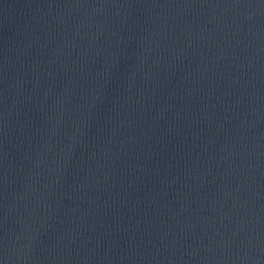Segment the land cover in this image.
<instances>
[{"label": "water", "instance_id": "1", "mask_svg": "<svg viewBox=\"0 0 264 264\" xmlns=\"http://www.w3.org/2000/svg\"><path fill=\"white\" fill-rule=\"evenodd\" d=\"M125 0H0V264H21L76 105Z\"/></svg>", "mask_w": 264, "mask_h": 264}]
</instances>
